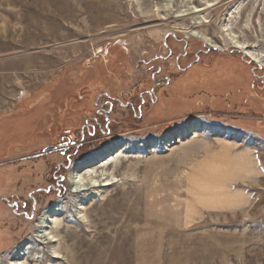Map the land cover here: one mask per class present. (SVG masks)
<instances>
[{
	"label": "rangeland",
	"instance_id": "374dc122",
	"mask_svg": "<svg viewBox=\"0 0 264 264\" xmlns=\"http://www.w3.org/2000/svg\"><path fill=\"white\" fill-rule=\"evenodd\" d=\"M227 34L264 55V0H0V256L70 197L73 163L120 141L114 186L86 221L62 214V258L26 264H264V66ZM156 68L169 83L137 118Z\"/></svg>",
	"mask_w": 264,
	"mask_h": 264
},
{
	"label": "bare ground",
	"instance_id": "6f19581e",
	"mask_svg": "<svg viewBox=\"0 0 264 264\" xmlns=\"http://www.w3.org/2000/svg\"><path fill=\"white\" fill-rule=\"evenodd\" d=\"M198 11L200 10L196 9L190 13H195ZM190 35L196 37L197 39L216 49L225 50V45L221 44L218 46L217 43H215L211 38L207 36L195 34L193 33V31L190 33ZM227 36L228 38L223 39H226V41L228 40V44L230 46L235 47L241 51H246L243 52L246 54V56L250 58V60L254 61L255 63L258 62V64L264 66V55L260 52H257L258 50H256V48H254L253 46L246 45L244 42L240 41L236 36H231L229 34H227ZM197 131L198 129L195 123H187L175 129L171 133V137L162 139V142L163 144L167 142L169 144L170 140L178 141V139H182L184 135H193ZM121 144L122 143L120 141H117L107 146L100 153H91L87 155V157H85V159L81 162L77 161L79 163H73L71 166V171L68 173L67 176V180L71 184V189L69 192L70 197L67 200L60 201L57 204L51 205L47 209H45L41 213L39 220L37 221L35 227L36 232H34L35 234L33 235V238H29L28 240H26V243L21 246H15L9 254L1 255L0 264H26V259L29 257L30 254L34 253L35 251H39V253H37L38 255L45 253L47 254V256H49V258L61 259L62 256L60 255V249L58 248H62V246H64L62 244L60 246L61 241L59 239V231L63 227L62 214L64 215V212L67 213V211L71 213L73 212L75 213V216L78 219H81L80 221H86L84 215L86 207L82 205V201L91 200L93 199L95 194L99 195L98 193L100 191L107 190L111 186H114L112 185L114 183V179H116L114 175L120 170V168L122 167L121 165L125 161L124 158L126 157V154H124L125 150L123 149ZM103 215H106V213ZM108 215L106 217H109ZM113 219L114 218H111V221L109 220L110 223L112 222V224ZM106 222L108 223V221ZM66 234L67 236H73L72 232L70 231H68ZM104 237L105 238H102L106 240L109 239V237ZM127 240L129 242L130 239L129 237H126V232L123 230L122 236L120 238L117 237L115 242L117 246H125ZM38 245L42 247H39ZM172 248H175V245H172ZM135 258L134 264L143 263H139V257ZM108 260L110 259L108 258ZM32 261H34V264H39L41 262V260H39V256L35 257V255L33 256Z\"/></svg>",
	"mask_w": 264,
	"mask_h": 264
},
{
	"label": "flooded vegetation",
	"instance_id": "af4514ba",
	"mask_svg": "<svg viewBox=\"0 0 264 264\" xmlns=\"http://www.w3.org/2000/svg\"><path fill=\"white\" fill-rule=\"evenodd\" d=\"M179 58L180 57H177L176 58L175 64H176V67L179 68V70H181L182 68H180L179 67V64H178L179 63L178 62L179 61ZM192 66H194V64H191L188 67H192ZM153 70L154 71L150 74V78L153 81L154 85H152V87L150 89L145 90V91H143V92H141L139 94V98H138L139 103L137 104V108L134 111V116L137 117V118H140L141 117V115H142L141 114V107L146 104L145 103L146 101H149L151 104H156L157 103V100H158V97L156 95V89H157V87L164 86V85H168V83H169V77H161V76H158L160 74V69L159 68H156V69H153ZM105 96H106V94H105ZM113 100H117V99L113 98ZM219 102H220V100H219ZM107 103H108V106H109V111H111L112 101L111 100H108ZM121 105H123V104H121ZM125 105L126 104H124L123 106H125ZM129 106L132 107V104H129ZM132 108L135 109L134 106ZM100 110H102V111H98V113L104 115V112H103L104 109L103 108H100ZM107 112H108V110H107ZM136 112H137V114H136ZM106 117H107V115H106ZM55 151H58V149L56 148ZM59 152L62 155L63 154L65 155L67 161L70 159V154L69 153L65 154L66 152L63 149L60 150Z\"/></svg>",
	"mask_w": 264,
	"mask_h": 264
},
{
	"label": "built area",
	"instance_id": "2783aa9c",
	"mask_svg": "<svg viewBox=\"0 0 264 264\" xmlns=\"http://www.w3.org/2000/svg\"><path fill=\"white\" fill-rule=\"evenodd\" d=\"M27 96L26 89L22 88L16 91L14 97H13V102L14 103H19L21 102L25 97Z\"/></svg>",
	"mask_w": 264,
	"mask_h": 264
},
{
	"label": "water",
	"instance_id": "95a60500",
	"mask_svg": "<svg viewBox=\"0 0 264 264\" xmlns=\"http://www.w3.org/2000/svg\"><path fill=\"white\" fill-rule=\"evenodd\" d=\"M206 44V43H205ZM207 46H210V45H208V44H206ZM212 47V46H211ZM241 51V50H240ZM243 52V51H242ZM243 54H245L244 52H243ZM258 64V63H257ZM259 67L261 66L260 64L258 65ZM50 149H52V150H56V148L55 147H50Z\"/></svg>",
	"mask_w": 264,
	"mask_h": 264
}]
</instances>
